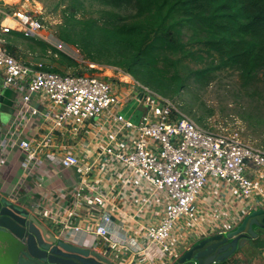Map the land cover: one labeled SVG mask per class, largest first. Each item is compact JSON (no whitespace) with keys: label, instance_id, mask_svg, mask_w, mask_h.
I'll return each mask as SVG.
<instances>
[{"label":"built area","instance_id":"2783aa9c","mask_svg":"<svg viewBox=\"0 0 264 264\" xmlns=\"http://www.w3.org/2000/svg\"><path fill=\"white\" fill-rule=\"evenodd\" d=\"M41 29L24 6L2 0L0 77L16 98L0 142L1 163L19 147L26 152V178L40 168L46 153L63 169L75 168L76 183L58 196L71 200L64 213L66 228L72 229L79 208L98 209L102 223L93 234L117 258L127 253L130 264H173L192 247L175 248L178 225L182 220L194 224L199 198L211 184L231 187L249 200L245 218L264 210V148L198 125L130 74H61L12 55L7 36L17 31L35 37ZM138 98L142 114L134 122L135 114L122 113ZM35 118L40 131L32 142L24 136ZM58 203L43 204L39 215H55L52 208ZM122 219L131 225L130 236L124 223L118 224Z\"/></svg>","mask_w":264,"mask_h":264},{"label":"rangeland","instance_id":"374dc122","mask_svg":"<svg viewBox=\"0 0 264 264\" xmlns=\"http://www.w3.org/2000/svg\"><path fill=\"white\" fill-rule=\"evenodd\" d=\"M4 1L24 6L42 26L35 37L13 34L5 38L14 56L29 66L43 64L47 70L61 74L114 77L120 72L130 74L134 81L172 100L198 125L264 148V72L250 86L244 85L236 68L211 71L206 77L199 78L196 72L208 68L213 57L197 49L195 57L168 54L170 59L160 60L157 66L134 67L129 72L123 64L128 63L131 50L114 40L109 32L136 19L135 3L112 0ZM141 101V98L134 100L122 114L125 117L135 114L133 121L138 122L142 114ZM251 258L255 264L264 263V255L260 258L255 254Z\"/></svg>","mask_w":264,"mask_h":264},{"label":"trees","instance_id":"16d2710c","mask_svg":"<svg viewBox=\"0 0 264 264\" xmlns=\"http://www.w3.org/2000/svg\"><path fill=\"white\" fill-rule=\"evenodd\" d=\"M112 1L136 5V19L109 32L131 50L123 64L129 72L157 66L168 54L195 57L196 49L213 57L208 68L196 72L199 78L236 68L250 86L264 72V0Z\"/></svg>","mask_w":264,"mask_h":264},{"label":"crops","instance_id":"0c3cea01","mask_svg":"<svg viewBox=\"0 0 264 264\" xmlns=\"http://www.w3.org/2000/svg\"><path fill=\"white\" fill-rule=\"evenodd\" d=\"M0 80L2 78L0 77ZM3 98L0 101V121L9 122L13 115V105L15 102V92L4 88ZM40 107L39 104H35ZM38 119H34L26 129L25 140L35 141L39 136ZM7 124L3 125V131ZM71 144H73L70 141ZM84 148L79 147L78 152L83 154ZM42 164L35 171L33 176L26 178L24 161L26 152L16 147L7 154V157L0 165V192L8 199L19 204L37 216L43 225L51 231L57 238L64 239L66 242L92 248V250L110 258L115 264H130L129 255L123 253L122 257L117 258L116 253L107 248L94 236V230L102 223L101 212L98 209L79 208L77 216L71 221L72 229L66 228L68 220L64 215L70 204V198H58L61 189L72 186L77 181V172L75 168L63 169L60 162L50 156L49 153L41 157ZM59 200L58 204L53 206L52 211L55 215L45 218L39 215L43 204H50L53 200ZM249 200L242 198L231 187L218 186L211 184L208 186L198 201V210L194 224L190 227L182 220L178 225L176 247L179 252L188 250L192 245L203 236L216 234L220 231L234 230L247 215ZM127 221L129 218H126ZM122 219L124 223V233L131 234V225ZM117 221V220H115ZM117 224V225H118ZM74 227H79L80 231H75ZM113 230L122 232V229L116 224L112 226ZM127 230V231H126ZM96 243H99L96 245ZM159 264H169L162 262Z\"/></svg>","mask_w":264,"mask_h":264},{"label":"water","instance_id":"95a60500","mask_svg":"<svg viewBox=\"0 0 264 264\" xmlns=\"http://www.w3.org/2000/svg\"><path fill=\"white\" fill-rule=\"evenodd\" d=\"M4 90L3 80H0V101ZM4 124L8 123L0 121V142ZM255 227L264 228V210L248 215L235 230L225 234L226 236L219 233L203 238L177 264L222 263L239 247L242 248L243 244L238 246V242L246 230L251 237H257ZM0 264L115 263L92 248L57 238L43 225L40 218L0 192Z\"/></svg>","mask_w":264,"mask_h":264},{"label":"flooded vegetation","instance_id":"af4514ba","mask_svg":"<svg viewBox=\"0 0 264 264\" xmlns=\"http://www.w3.org/2000/svg\"><path fill=\"white\" fill-rule=\"evenodd\" d=\"M254 230H256L255 232H257L258 234L257 237H251L246 230L242 235L243 237H240L239 242H238V246H240V244H243L242 248L239 247L235 251V253L232 256H230L227 260H225L224 262L222 263L214 262L213 264H255V262L251 260L252 259L251 256L253 257L255 254H258L259 257L261 258L264 255V228L261 229V228L255 227ZM246 236H250V237H246ZM231 241L232 240H229V242ZM196 244L197 243L192 245V247L195 246ZM178 261H176L173 264H177Z\"/></svg>","mask_w":264,"mask_h":264},{"label":"bare ground","instance_id":"6f19581e","mask_svg":"<svg viewBox=\"0 0 264 264\" xmlns=\"http://www.w3.org/2000/svg\"><path fill=\"white\" fill-rule=\"evenodd\" d=\"M7 1H13V0H7ZM14 4V3H13Z\"/></svg>","mask_w":264,"mask_h":264}]
</instances>
